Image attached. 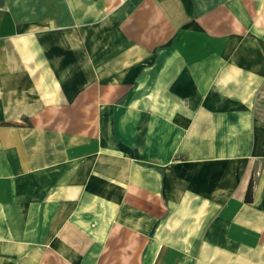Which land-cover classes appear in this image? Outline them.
<instances>
[{
	"label": "crops",
	"instance_id": "obj_1",
	"mask_svg": "<svg viewBox=\"0 0 264 264\" xmlns=\"http://www.w3.org/2000/svg\"><path fill=\"white\" fill-rule=\"evenodd\" d=\"M0 264H264V0H0Z\"/></svg>",
	"mask_w": 264,
	"mask_h": 264
},
{
	"label": "rangeland",
	"instance_id": "obj_2",
	"mask_svg": "<svg viewBox=\"0 0 264 264\" xmlns=\"http://www.w3.org/2000/svg\"><path fill=\"white\" fill-rule=\"evenodd\" d=\"M154 9V13L149 19L147 16H145V14L134 16V19L130 23V28H132V30L129 32L133 38H125L124 42L122 43L123 46H121L122 49L142 46L143 43L146 45L148 43H152L155 40L152 38V36H154L155 32L157 31L156 28H158L159 24L161 23L159 22L161 20L159 18H161L160 12L162 11L161 8L157 6L156 8L154 7Z\"/></svg>",
	"mask_w": 264,
	"mask_h": 264
},
{
	"label": "trees",
	"instance_id": "obj_3",
	"mask_svg": "<svg viewBox=\"0 0 264 264\" xmlns=\"http://www.w3.org/2000/svg\"><path fill=\"white\" fill-rule=\"evenodd\" d=\"M252 198V181H250L247 191H246V195H245V201L246 202H250Z\"/></svg>",
	"mask_w": 264,
	"mask_h": 264
}]
</instances>
